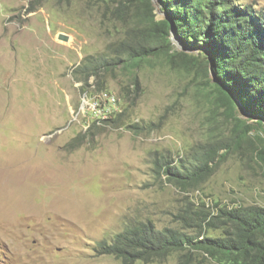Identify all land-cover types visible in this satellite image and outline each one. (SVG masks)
I'll return each instance as SVG.
<instances>
[{
    "label": "rangeland",
    "instance_id": "1",
    "mask_svg": "<svg viewBox=\"0 0 264 264\" xmlns=\"http://www.w3.org/2000/svg\"><path fill=\"white\" fill-rule=\"evenodd\" d=\"M152 1L155 19L165 18ZM241 1L264 11V0ZM120 3L0 0V264H122L96 250L127 225L150 220L159 229L180 228L174 215L203 202L210 209L215 203L264 206V164L249 157L264 126L238 109L254 127L251 139L221 158L204 183L182 191L155 172L156 157L177 163L199 156L211 135L227 133L223 108L210 124L214 91L196 71L155 58L132 73L103 69L98 91L96 77L89 86L77 79L86 57L100 58L146 28L135 4L119 15ZM171 39L182 50L174 33ZM209 76L213 81L211 69ZM103 90L118 98L122 121L87 133L69 149L92 124L83 99ZM152 124L150 131L133 128ZM200 258L193 264H215ZM135 264H179V255Z\"/></svg>",
    "mask_w": 264,
    "mask_h": 264
},
{
    "label": "trees",
    "instance_id": "2",
    "mask_svg": "<svg viewBox=\"0 0 264 264\" xmlns=\"http://www.w3.org/2000/svg\"><path fill=\"white\" fill-rule=\"evenodd\" d=\"M165 18L156 20L152 0H121L119 15L125 8L135 4L137 15L146 23L138 35L110 45L100 58L86 57L75 69L78 80L89 86L90 77H96L97 90L103 69L107 72L120 67L132 73L155 58L164 59L173 68L188 72L196 71L204 77L212 94L210 124L218 122L223 108L227 133L213 138L199 156L181 159L177 163L166 157H156L155 172L182 191H188L204 183L215 173L217 162L229 152L242 149L246 139H251L252 124L237 113L234 97L254 115L259 128L264 126V11H256L241 0H156ZM173 30V31H172ZM172 33L178 37L186 50H176ZM195 51V52H194ZM210 57L217 82L211 80ZM134 91L140 83L132 79ZM124 113L101 125L90 124L88 132L80 134L67 147L75 149L84 142V135L96 134L107 125L120 123ZM222 122V123H223ZM134 126L136 133L154 130ZM251 141L250 159L264 164V138ZM180 228L159 229L153 221H141L127 225L112 241H100L99 254L111 255L122 264L137 262H162L174 254L179 264H193L197 256L215 264H264V206H228L215 203L210 209L203 202L201 207H186L174 215ZM192 231V232H190ZM220 231L218 237L207 235ZM191 233V234H189Z\"/></svg>",
    "mask_w": 264,
    "mask_h": 264
},
{
    "label": "built area",
    "instance_id": "3",
    "mask_svg": "<svg viewBox=\"0 0 264 264\" xmlns=\"http://www.w3.org/2000/svg\"><path fill=\"white\" fill-rule=\"evenodd\" d=\"M82 109L88 113L92 123L97 125L109 121L121 112L116 95L105 90L95 92L90 100L83 99Z\"/></svg>",
    "mask_w": 264,
    "mask_h": 264
},
{
    "label": "water",
    "instance_id": "4",
    "mask_svg": "<svg viewBox=\"0 0 264 264\" xmlns=\"http://www.w3.org/2000/svg\"><path fill=\"white\" fill-rule=\"evenodd\" d=\"M173 31V30H172ZM182 50H186V48L185 47H182ZM213 60V58L212 57H210V69H211V71L213 72V67H212V61ZM214 73V72H213ZM213 81L214 82H217V79H216V75L214 74V78H213ZM234 99H235V102H236V105H237V108H238V110L245 116V117H252V118H255L256 117V115H254L253 113H251L244 105H243V103L239 100V99H237L236 97H234Z\"/></svg>",
    "mask_w": 264,
    "mask_h": 264
},
{
    "label": "bare ground",
    "instance_id": "5",
    "mask_svg": "<svg viewBox=\"0 0 264 264\" xmlns=\"http://www.w3.org/2000/svg\"><path fill=\"white\" fill-rule=\"evenodd\" d=\"M26 190V189H25ZM25 194V193H24Z\"/></svg>",
    "mask_w": 264,
    "mask_h": 264
}]
</instances>
